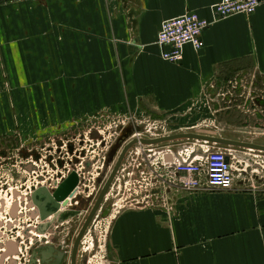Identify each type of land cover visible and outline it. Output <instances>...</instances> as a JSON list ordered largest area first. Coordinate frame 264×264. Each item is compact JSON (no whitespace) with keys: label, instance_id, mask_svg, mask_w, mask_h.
<instances>
[{"label":"crops","instance_id":"obj_1","mask_svg":"<svg viewBox=\"0 0 264 264\" xmlns=\"http://www.w3.org/2000/svg\"><path fill=\"white\" fill-rule=\"evenodd\" d=\"M219 1L1 0L0 133L13 126L17 98L52 92L73 116L108 109L139 126L157 122L167 134L190 132V111L215 79L252 69L264 85V0L251 15L225 19L216 15ZM188 11L211 22L204 47L187 45L180 63L168 62L158 32ZM182 144L195 141L160 147ZM173 198L172 212L132 202L112 210L107 247L115 264H264V187L237 180L231 189Z\"/></svg>","mask_w":264,"mask_h":264},{"label":"built area","instance_id":"obj_2","mask_svg":"<svg viewBox=\"0 0 264 264\" xmlns=\"http://www.w3.org/2000/svg\"><path fill=\"white\" fill-rule=\"evenodd\" d=\"M1 1V0H0ZM263 0H220L215 5V12L219 19H225L227 17L245 14H253L261 5ZM211 24L210 21L201 17L195 11H188L182 15L166 19L163 21L161 28L158 32L156 43L161 48V56L164 60L171 63H180L184 58V48L187 45H192L194 49L200 50L204 47L203 32ZM130 122L132 121L131 117ZM123 120L118 118L116 120L115 129L121 125ZM132 123V122H131ZM133 124V123H132ZM100 133L98 140H89L95 145L102 144L103 141L112 143L111 137L105 134V130H101L100 127H96ZM164 127L156 126V124L146 125L144 130L136 131L133 137L141 138H156L166 135ZM116 133V130H115ZM197 142V143H196ZM195 144L180 152L181 160L173 158V160H165L164 154H173L170 147H166V152L151 161L149 158H142L150 169L149 172L140 171V175H150V182L148 183L144 178L146 186H140L143 188V199L150 201L151 205L166 206V209L173 210L174 204L168 203L169 197L164 198V192L167 191L165 186L172 185L176 189H184L186 191L197 189H231L235 185V182L245 181L243 175H247L249 166V159L243 156L252 155L250 152H244L236 150L232 147H224L208 141H196ZM74 155L77 156L78 162L76 164L70 163V155L62 157L65 158L66 166L60 168L56 166L51 169L50 176H47L49 170L42 171L41 173H32L19 169L17 172L20 174V178L17 180H9L8 176H0V257L3 258V264H9L13 259L20 261V258L11 253V246H18L22 251L23 245L29 243L36 235L32 212L35 207L33 206V197L36 191L40 189L47 190L52 197H54L56 190L69 176V172L73 170L81 178L83 177L73 190L71 195H68L67 207H62L61 211L67 208L79 207L80 203L84 202V207L81 209V213L88 211L89 205L85 201L91 199L96 191L99 190L101 184L97 181L102 161L100 157L96 155L95 150L83 149L80 147L79 142H74ZM66 146V145H65ZM148 151H156L157 149L152 146L145 147ZM196 148L199 151L196 152ZM140 149V148H138ZM132 152L134 155H140L141 151L138 150ZM163 149V148H162ZM82 153H85L84 157ZM247 156V157H248ZM148 159V160H147ZM57 158H55V161ZM143 161L140 162L137 167L143 165ZM91 164L88 170L86 165ZM127 167L123 164L118 175L116 176L111 190L106 196V200L113 193L115 186L121 188V181L128 176V180L125 181L126 186H130L132 190V176L135 175V171H126ZM99 171V172H98ZM134 183V182H133ZM159 191L156 193L155 191ZM140 190H134L131 193L132 201H141L134 199L139 195ZM128 199V198H126ZM92 204V203H91ZM90 204V205H91ZM121 205L114 203L113 210H117ZM169 207V208H167ZM102 209V208H101ZM100 209V210H101ZM50 220H55V215L49 217ZM95 221V220H94ZM93 221V223H94ZM92 226L88 230L91 232ZM106 245V241L104 242ZM0 259V264H1Z\"/></svg>","mask_w":264,"mask_h":264},{"label":"flooded vegetation","instance_id":"obj_3","mask_svg":"<svg viewBox=\"0 0 264 264\" xmlns=\"http://www.w3.org/2000/svg\"><path fill=\"white\" fill-rule=\"evenodd\" d=\"M26 89L29 90L33 96L35 92L33 86L26 87ZM49 89L50 87L47 90ZM55 97L56 95H54L53 92L51 96L50 94H47L45 97L32 99L30 101H27L26 98L18 99L16 97L17 101L12 103V113L14 112L15 116L13 126L9 129L6 128L0 133V145H2L0 147L1 178L6 175L9 176V180L15 181L17 178L15 179L14 174L19 169L32 173H41L42 171L46 172L47 170L54 169L56 166L63 168L66 166V161L65 158L62 157H66L67 154L70 155V163L76 164L78 158L74 155L73 151L75 148L74 142L78 141L80 147H83V149H86L87 147V149L91 148L92 151L95 150L96 155L100 157L103 163L102 166L105 164L104 170H102L103 167L100 168L101 171L97 177V181L101 184L103 189L114 169L116 160L119 158L124 147L128 143L127 136L131 132L134 133L137 130H141L143 127L138 124H131L130 118L128 119V114L122 113L120 119L123 120L124 123L121 122L118 129H115V113L108 109L106 110V113L95 111L96 114H90L91 112H87L79 116H73L62 108L59 112L53 113L55 117H51V112H48L46 108L50 107L52 104L56 105L57 102H59ZM37 101H39V104H35ZM38 107L41 111L37 109ZM52 118L54 120H52ZM57 121H60L59 125H51L52 122L55 123ZM37 123L38 125L44 123V127L38 129L37 127L39 126H37ZM101 125L103 126V130H105V134L111 137L110 142L112 143L109 144L108 141L104 140L101 145H95L90 142L92 139L98 140L100 137V133L96 127H100L101 129ZM42 133V137L33 136ZM31 136L32 140H27ZM10 138H15L18 142H16V144H9L7 140ZM3 144H5V146ZM130 150L131 149L125 153L123 162L129 157ZM84 155L85 153H82L81 157H84ZM55 158H57L56 161ZM86 167L89 170L91 164L87 163ZM72 173L76 172L71 170L69 176ZM82 178L83 177L80 178L78 176V182ZM114 180L109 191L111 190ZM72 192L69 195H71ZM47 194L51 196L46 190V193L41 194L40 198L35 199L33 197V206L35 209L31 215L34 219L33 225L36 235L29 243L23 245L22 251L19 250L18 246H11V253L19 257L20 261L13 259L9 264L87 263L89 256L87 257V254H85L81 257V248L88 230L92 224L95 226L99 219V212L103 210V208L100 210L101 206H103L102 204L79 241L74 262L75 247L79 234L99 195L96 197L95 202H93V199L85 201L86 204L89 205L88 211L81 213V209L85 205L84 202H81L79 207H71L61 211L62 207H67L68 196L62 200L54 199L52 201L49 197H46ZM91 203L94 204L92 205ZM53 205H55L54 208H52ZM44 207L47 208V214L45 215L43 210ZM51 215H55L56 219L54 221L49 219ZM92 243L94 245V239ZM3 260L4 259L2 258L1 264H3Z\"/></svg>","mask_w":264,"mask_h":264},{"label":"rangeland","instance_id":"obj_4","mask_svg":"<svg viewBox=\"0 0 264 264\" xmlns=\"http://www.w3.org/2000/svg\"><path fill=\"white\" fill-rule=\"evenodd\" d=\"M244 69V68H242ZM261 78V76H260ZM35 94H33L34 96ZM47 96V95H46ZM201 99H198L195 103V106L192 111H190L191 118L195 120V128H191L189 130L192 133H202V132H212L215 136H222L225 138H230L234 140L247 141L255 144L264 145V85L261 84V79L259 80V76L254 73L252 69L250 70H241L237 73L229 77H223L221 80H214L210 85L205 87L204 92L201 94ZM40 99V97L38 98ZM205 99H209L210 102L204 101ZM35 104H39V101L35 102ZM41 106V105H40ZM39 106V107H40ZM37 108L40 110V108ZM25 108V105H24ZM63 106H60V103L52 104L50 107L46 109L48 112H51V117H55L54 112H59ZM217 111L212 113V118L210 120L209 111ZM33 112V111H32ZM99 112H102L99 111ZM104 110L102 113H106ZM90 114H96L95 111ZM120 115H116L115 118ZM52 120H54L52 118ZM118 120V118L116 119ZM143 124L141 125L144 129L146 125L155 123L154 121H149L142 119ZM44 122V120H43ZM206 122V124H205ZM60 121L52 122L51 125H59ZM44 123L41 125L37 123L38 129H42ZM104 125L103 123H101ZM92 125V124H91ZM101 125V130H103V126ZM156 125L158 123L156 122ZM192 126V124H190ZM167 131H173L168 125H166ZM42 131V130H41ZM184 132H187L185 130ZM181 133V132H180ZM176 134V133H170ZM33 136L42 137V134H35ZM25 140V139H24ZM27 140H32V136ZM178 141H188L191 142L193 140H178ZM175 141V142H178ZM7 142L15 143L18 142L15 138H10ZM5 146V144H3ZM165 145V144H161ZM2 145H0L1 147ZM227 146V145H226ZM148 146L138 145L132 151L133 153L138 150L141 151L140 155H135L130 152L128 155V161L126 163H131L129 167H127L126 171H135V175L132 176V190H130V186L125 185V181L128 180V176L122 179L121 188L118 189L117 185L114 188L113 193L109 196L108 200H104L103 202V210L99 212V219L95 226H93L90 233H87L86 238L84 239V243L81 248L80 256L83 257L87 254L89 256V260L85 264H115L110 252L108 251L107 241H108V232L110 225V214L113 210L114 203H118V205H126L128 202H132L138 205H149L152 207H160L158 205H151L150 201H145L143 199V188L140 186H146L143 181L144 178L147 182H150V175L144 176L140 175V171H145V173L149 172L150 169L145 162L142 160L144 158V153ZM156 147V146H155ZM231 147V146H229ZM232 148L239 151L250 152L249 149L243 147L233 146ZM255 150V149H254ZM252 155L243 156L249 159V163L252 166L248 168L247 175H243L241 177H245V181H241L243 185L244 182L246 186H262L264 187V151L255 150L250 152ZM133 157L136 159H133ZM135 161V162H134ZM143 161V165L137 167V165ZM52 170L50 169L47 173V176H50ZM46 173V172H45ZM9 177V176H8ZM15 179L20 178V174L16 172L14 174ZM17 180V179H16ZM240 181V179H238ZM148 182V183H149ZM167 191L164 192V198L169 197L168 203L174 204L176 206V202L173 198V193H176L179 190L184 189H176L174 187H170L165 184ZM102 187L96 191L95 195L91 198L93 202H95L96 197L99 195ZM134 190H140L139 195L135 196L134 199L140 200L132 201L131 193ZM197 190H210V189H197ZM186 191V190H184ZM193 191V190H191ZM128 198V199H126ZM94 204V203H93ZM92 204V205H93ZM131 204V203H130ZM91 205V207H92ZM90 207V209H91ZM166 207V206H165ZM169 208V207H167ZM90 211V210H89ZM172 212V210L170 209ZM94 239V245L92 243ZM106 241V245L105 242ZM92 249V250H91ZM91 251V252H89ZM90 253V254H89ZM81 264H84L82 262Z\"/></svg>","mask_w":264,"mask_h":264},{"label":"water","instance_id":"obj_5","mask_svg":"<svg viewBox=\"0 0 264 264\" xmlns=\"http://www.w3.org/2000/svg\"><path fill=\"white\" fill-rule=\"evenodd\" d=\"M133 134V132H131L127 138H129L131 135ZM182 139H199V140H207L209 142H213V143H218V144H222V145H228V146H237V147H243V148H254L255 150H261L264 151V145L261 144H255V143H251V142H247V141H241V140H234V139H230V138H225V137H220V136H213V135H204V134H200V133H192V132H185V133H176V134H172V135H166L163 137H158V138H153V139H132L130 140L126 146L124 147L121 155L119 156V158L117 159V162L114 166V169L109 177V179L106 181L101 193L99 194L95 205L93 206L89 217L87 218L80 234L79 237L77 239V243H76V247H75V253H74V262H75V258H76V252L78 249V245H79V241L81 239V237L83 236L84 232L86 231L87 227L89 226L91 220L93 219V217L95 216L96 212L98 211L99 207L101 206V204H103L104 198L106 197V194L109 191V188L115 178V176L117 175L122 163H123V158L125 156V153L132 148L133 146L137 145V144H143V145H157V144H161V143H168V142H174L177 140H182ZM191 147L190 145H177V146H173L170 147L171 151L174 153V156L181 160L182 157L180 155V152ZM196 152L199 151V148L195 149ZM164 152H166L165 148H161L158 149L156 151H146L145 152V156L147 158H149L151 161L156 159L157 157H159L160 155H162ZM164 158L165 160H172L173 159V155L170 153H165L164 154ZM78 183V176L76 173H72L61 185L60 187L56 190L54 197L49 196V194L46 195V197H49L50 200H62L64 199L68 194H70L74 188L76 187ZM46 193L45 189H40L38 191H36L34 198L38 199L40 198L41 194ZM55 205L52 206V208H54ZM50 208V209H52ZM44 215L47 214V208L44 207Z\"/></svg>","mask_w":264,"mask_h":264},{"label":"bare ground","instance_id":"obj_6","mask_svg":"<svg viewBox=\"0 0 264 264\" xmlns=\"http://www.w3.org/2000/svg\"><path fill=\"white\" fill-rule=\"evenodd\" d=\"M250 150H254V148H250ZM110 177V176H109ZM109 179V178H108ZM69 195V194H68ZM105 199V198H104ZM100 208V207H99ZM55 214H57V213H55ZM58 215V214H57Z\"/></svg>","mask_w":264,"mask_h":264}]
</instances>
